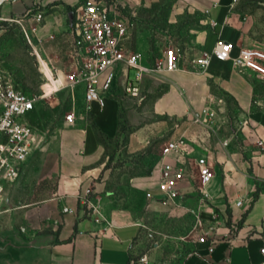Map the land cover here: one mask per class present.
Segmentation results:
<instances>
[{"label":"rangeland","instance_id":"rangeland-1","mask_svg":"<svg viewBox=\"0 0 264 264\" xmlns=\"http://www.w3.org/2000/svg\"><path fill=\"white\" fill-rule=\"evenodd\" d=\"M108 1L131 23L132 46L144 55L146 62L161 59L165 48H175L183 60L188 61L201 54L195 35L210 30L203 10L186 7L175 13L177 0ZM60 4L68 11L73 6H67L63 0H18L4 4L0 10V73L31 93L47 92L49 80L40 70L25 30L40 52L41 41L47 42L54 58L53 63L48 61L50 67H60L64 62L63 43L57 42L55 36L43 40L34 30ZM39 12L42 13L41 20L34 16ZM188 71L146 74L141 94L123 97L115 138H106L92 121L81 85L73 88L58 86L49 92L36 104L27 122L43 138V149L35 151L31 160L40 153H51L53 158L39 161L27 182L17 189L8 188L21 179L9 183L5 200L35 202L54 196L61 178L66 176L65 170L72 177L73 170L78 168L75 172L79 177L93 173L92 168L96 167L99 170L85 179L86 196L98 194L109 198L117 208L128 211L129 219L140 224L139 249L144 251L158 244L165 258L180 262L194 249L200 235L208 236L223 225L215 212H209V203H214L209 202L202 191L194 162L197 155H204L216 164L215 171H220L219 165L228 166L231 176L238 175L250 182V197L264 192V134L250 122L247 111L220 83L205 74L193 76ZM241 74L253 87L252 108L264 112V77L251 71ZM134 77L135 69L130 68L129 79ZM175 84L180 85L191 105L189 115L174 114L160 107L162 97ZM206 104L216 113L208 125L194 121ZM68 113L74 115L71 122L66 119ZM86 126L91 127L92 138L101 148L99 152L86 144ZM179 129L187 130L191 151L182 159L189 186L181 190L172 205L166 207L165 203L159 208L147 197V183L165 143ZM133 135L139 141L135 148L129 146ZM217 186L218 180L213 176L204 188L210 194ZM158 194L154 193V196ZM250 234L264 235V219L260 228L251 230Z\"/></svg>","mask_w":264,"mask_h":264},{"label":"crops","instance_id":"crops-1","mask_svg":"<svg viewBox=\"0 0 264 264\" xmlns=\"http://www.w3.org/2000/svg\"><path fill=\"white\" fill-rule=\"evenodd\" d=\"M63 1L70 6L79 0ZM186 7L203 10L210 24L208 32H197L195 35V42L200 44L201 53L211 52L217 39L234 44L233 56L237 55L240 48H264V0H177L174 5L175 13ZM63 8V4L58 5L52 13L44 17L41 25L35 28L39 38L46 40L55 36L57 42L63 43L70 16L68 10ZM40 45L41 52L37 47L36 49L43 61L53 63L54 58L49 53L47 42L41 41ZM47 65L50 67L48 63ZM188 73L193 76L205 74L220 83L238 105L247 111L250 122L264 134V112L252 108V84L237 71L231 60H220L212 56L205 72ZM116 92L113 89L111 93L103 94V107L97 101L85 103L87 113L106 138H115L118 132L119 111L125 95H116ZM160 107L174 114L189 115L191 105L183 95L180 85L175 84L162 97ZM90 126L84 129L86 144L99 152L101 148L96 146ZM186 132V129H179L178 133L169 139L183 136L187 141L185 150L190 155ZM129 143L130 147L135 148L139 141L133 135ZM42 149L43 146L36 151ZM50 154L40 153L35 156L34 161L31 160L32 156L25 166V176L21 178L22 175L19 178L21 180L8 189L15 190L25 184L39 161L53 158ZM200 156L208 160L213 176L218 180L217 188L209 194V202L214 205L209 203L208 208L209 212H215L219 216L223 225L217 228L215 235L209 233L205 236L204 241L197 239L194 249L180 263H261L264 260V254L260 252L264 245V235H252L250 232L260 228L264 219V192L254 198L250 197V182L238 175L231 176L227 171L228 166L219 165L220 171H215L216 164L204 155L199 154L196 157ZM161 163L160 157L147 183V190L152 191L153 195L160 193L156 188ZM92 170L93 173L88 172L86 176L79 177L76 174L78 168L73 170L72 177L65 170L66 176L61 178L57 194L54 196L35 202H17L11 198L5 200L9 210L0 214V264L176 263L164 257L158 244L144 251L139 249L140 224L129 219L128 211L117 208L109 198L98 194L86 196L88 185L85 179L99 169L95 167ZM181 184V190L189 186L187 180ZM160 198L161 193L149 199L159 208L165 203L166 207L174 203L173 200L161 201ZM238 200H242L241 205H237Z\"/></svg>","mask_w":264,"mask_h":264},{"label":"built area","instance_id":"built-area-1","mask_svg":"<svg viewBox=\"0 0 264 264\" xmlns=\"http://www.w3.org/2000/svg\"><path fill=\"white\" fill-rule=\"evenodd\" d=\"M16 1L0 0V10L4 4ZM68 13V29L62 40L64 62L60 67L51 68L57 85L46 77L49 80V84H46L48 91L31 93L0 73V214L9 210L4 198L7 185L23 175L28 160L42 147V136L27 122V118L35 110L36 104L58 86L73 88L81 85L84 101H97L103 107V94L111 93L113 89L117 91L116 95L121 93L138 97L146 74L188 71L189 68V72L202 73L206 71L212 56L231 60L240 73L251 71L264 77V50L259 48H240L233 56L234 44L217 39L211 52H202L193 60H183L175 48H165L161 59L148 63L144 55L132 46L131 23L111 1L83 0L71 6ZM34 16L41 20L42 13ZM25 35L32 44L30 33L25 30ZM130 68L135 69L134 79H129ZM119 77L121 80H118ZM215 114L211 105L206 104L194 121L208 125ZM66 119L73 121V113H68ZM186 144V139L179 136L169 139L162 149L156 188L161 193V201L175 200L181 192V183L188 179L186 168L182 165V159L188 156ZM194 162L202 191L209 200L204 186L213 176L211 166L203 156L195 157ZM147 197L153 198V192L148 191ZM241 204L242 200H238L237 205ZM66 210L67 207L64 208ZM197 239L204 241L205 236L200 235ZM260 252L264 254V245ZM259 264H264V260Z\"/></svg>","mask_w":264,"mask_h":264},{"label":"bare ground","instance_id":"bare-ground-1","mask_svg":"<svg viewBox=\"0 0 264 264\" xmlns=\"http://www.w3.org/2000/svg\"><path fill=\"white\" fill-rule=\"evenodd\" d=\"M32 46H33V48H34V51H35V54H36V56H37V59H38V61H39V66H40V70H41V72L42 73H44V71L45 72H47L48 73V75L46 74V73H44L45 75H46V77H48L49 79H51L56 85H57V82H56V80L54 79V77H53V75H52V70H51V67L48 69L47 68V66L45 65V63H44V59L41 57V55H40V53H39V51L36 49V46L32 43ZM46 61V60H45ZM47 63H48V61H47ZM49 64V63H48ZM42 66H43V68H42ZM50 66V65H49ZM43 69H44V71H43Z\"/></svg>","mask_w":264,"mask_h":264}]
</instances>
